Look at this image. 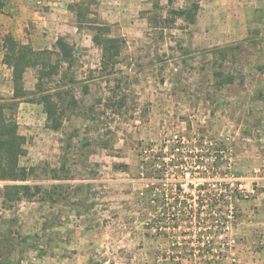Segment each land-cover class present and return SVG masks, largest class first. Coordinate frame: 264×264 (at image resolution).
<instances>
[{"label":"rangeland","instance_id":"1","mask_svg":"<svg viewBox=\"0 0 264 264\" xmlns=\"http://www.w3.org/2000/svg\"><path fill=\"white\" fill-rule=\"evenodd\" d=\"M195 1L160 0V14ZM78 2L126 41L111 71L89 23L78 27ZM199 3L195 23L163 29L149 21L151 0H0L1 103L14 94L8 36L36 50L64 36L76 49L44 88L65 93L60 130L35 101L37 68L6 108L26 139L20 164L35 168L24 183L52 193L11 209L0 197V264H264V0ZM214 159L233 182L226 194L208 198L206 178L186 168L177 178V161ZM176 180V194L164 183L145 193ZM210 216L213 226L199 222Z\"/></svg>","mask_w":264,"mask_h":264},{"label":"trees","instance_id":"2","mask_svg":"<svg viewBox=\"0 0 264 264\" xmlns=\"http://www.w3.org/2000/svg\"><path fill=\"white\" fill-rule=\"evenodd\" d=\"M153 4L152 14L149 17L150 22H154V27L167 28L173 25L178 18L185 20L186 22L193 24L197 20V15L200 9L199 0L193 2L190 6L184 8H171L167 11L166 15H161V3L160 0H151ZM173 0H169L170 4ZM70 8L77 12L78 27L84 22L89 23L92 30V41L101 49V68L103 70H113L115 66L121 61L123 50L126 46V41L123 37L112 36L111 27L105 22H100L89 17L84 12L85 3L78 2L71 5ZM88 10V8H87ZM55 50L41 49L36 50L30 44H24L19 42L13 36H8L5 42L4 62L12 69V79L14 86V94L11 97V101L0 102V180L13 181L14 183H7L0 187V197L2 198V204L5 208L11 209L21 200L35 199L43 200L45 193L48 195L52 193V190L46 188L42 184H29L24 183L29 180L35 172L34 167H27L20 164V159L25 156V136L18 131V123L11 114H7L6 108H12L14 101H18L19 98L26 97L29 92L24 88V74L28 68H37V85L36 91L38 94L35 101L43 104L44 110L47 115L48 126L53 130H60L63 126L64 110L62 108V102L65 101L64 91H48L44 90L48 83L53 82L52 79L55 75L59 74L60 68L63 63L72 65L75 59L76 49L67 41L64 36H60L57 40ZM219 50V48H214ZM223 52V51H221ZM264 70V67H262ZM220 73H218L219 76ZM232 75L226 76L221 82L222 84L232 83L234 81ZM33 100V99H32ZM64 105V104H63ZM122 166V165H118ZM174 166L177 171V178L181 176L178 173H182L184 169H189L194 173V177H205L198 185V188L209 198L212 192H209L211 188L220 190L221 194H226L227 191L234 189L232 181L226 179V176L216 174L217 167L220 168V164L216 163V159L211 160H184L177 161ZM123 168V167H122ZM53 177L59 179V175L56 174V169ZM218 176L222 177L220 179ZM217 177L220 179L218 182H213L208 178ZM21 182V183H16ZM173 190V193H177L176 190L180 189L181 183L176 180L172 183H148V187L145 191L146 194L152 193L157 187ZM60 185H52L55 189ZM226 192V193H225ZM219 201L206 200V204L210 207L218 204ZM203 204V203H201ZM199 222L213 226L215 219L213 217H198ZM209 229V228H208ZM210 231H204L208 234ZM205 235V234H203ZM201 238V237H199ZM205 242L204 247L208 249L213 247L212 241ZM199 243V242H198ZM200 248L203 246L199 243ZM212 261V260H207Z\"/></svg>","mask_w":264,"mask_h":264},{"label":"built area","instance_id":"3","mask_svg":"<svg viewBox=\"0 0 264 264\" xmlns=\"http://www.w3.org/2000/svg\"><path fill=\"white\" fill-rule=\"evenodd\" d=\"M186 170H189V169H186ZM184 171H185V170H184ZM184 171H183V172H184ZM189 171H190L191 173H193L191 170H189ZM204 244H205V242H203L202 245L204 246ZM197 245H199V243H198Z\"/></svg>","mask_w":264,"mask_h":264}]
</instances>
